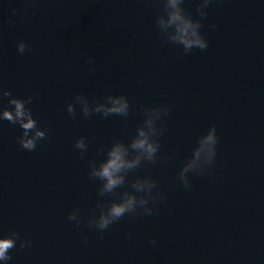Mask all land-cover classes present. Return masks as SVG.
Here are the masks:
<instances>
[{"label": "water", "instance_id": "95a60500", "mask_svg": "<svg viewBox=\"0 0 264 264\" xmlns=\"http://www.w3.org/2000/svg\"><path fill=\"white\" fill-rule=\"evenodd\" d=\"M202 2L181 7L200 20L208 47L185 53L156 24L167 21L163 0H0V111L14 107L3 90L31 96L26 107L46 133L28 151L20 126L0 120V238L20 236L7 264H264V0H210L204 18ZM20 41L30 50L18 52ZM109 92L126 96L127 116L85 117L75 101L104 103ZM163 106L156 161L99 195L90 162L116 141L130 144L145 109ZM213 124L215 163L188 173L185 188L180 170ZM138 177L156 181L153 214L89 228L98 205L133 192ZM77 208L80 224L68 219Z\"/></svg>", "mask_w": 264, "mask_h": 264}, {"label": "clouds", "instance_id": "9594fccd", "mask_svg": "<svg viewBox=\"0 0 264 264\" xmlns=\"http://www.w3.org/2000/svg\"><path fill=\"white\" fill-rule=\"evenodd\" d=\"M164 9L167 16V21L164 20V15L158 16L156 24L161 30L162 35H166L168 41L183 46L184 52L188 53L193 48L206 49L208 42L204 39L200 32V20H193L185 10L181 7L182 0H163ZM210 0H203L198 5L197 11L201 18H204L207 13L203 11L208 6ZM13 11H15L13 9ZM11 23V20L9 21ZM216 27L215 24L212 25ZM171 29V30H170ZM30 47L24 41H20L17 45V50L23 54ZM91 64V60L88 61ZM35 95V93L33 94ZM2 97H8V104L14 106L12 110L4 108L0 111V120H7L12 124H18L23 130L22 135L18 137V143L22 149L33 151L37 146V142L44 139L46 133L37 126V121L33 118L31 109L26 105L32 102V97L20 99L12 96V93L7 90L2 91ZM75 101L81 105L82 113L85 117L90 116L93 112L101 113L105 117L110 114L127 116L129 112V102L124 95H113L111 92L105 97V102H93L82 94L77 93ZM67 111L75 118L76 108L72 102L67 105ZM170 108L168 106L154 107L145 109L146 119L143 125L137 129V135L132 138L130 144L126 145L123 142L116 141L107 151V158L101 161L98 165L96 162L89 164V176L98 178L102 181L98 189L99 195L111 194L115 189L125 184L126 176L129 171L138 168L143 161L155 162L156 154L159 150L158 137L162 134V129H158L156 121L162 119V116L168 115ZM31 133V135H30ZM218 144V136L216 125L209 127L206 134L202 135L198 140L197 147L193 150L192 157L183 165L180 170L179 177L185 188H191L188 173H202L206 168L215 163ZM75 147L81 150V156L87 150V144L84 137H80L75 141ZM99 151H103L101 146ZM203 159L201 161V157ZM197 161H201L197 163ZM133 192L124 191L120 194L118 201L110 203H101L100 214L88 222L89 228H96L102 233L109 225L118 221L126 214L133 216L141 214L152 215L153 208L149 207V202L155 203L156 197L152 190L156 188V181L150 178H136L131 184ZM136 193H143L137 196ZM159 199L163 201L165 195L161 193ZM68 219L76 221L77 224L82 223L79 217V209L69 213ZM131 236V233L128 234ZM20 239L18 233L12 232L8 236L0 238V261L5 264L11 260L9 251L16 247V241ZM150 244H155L153 238L149 241ZM30 241L21 240L20 247L26 248L30 246Z\"/></svg>", "mask_w": 264, "mask_h": 264}]
</instances>
